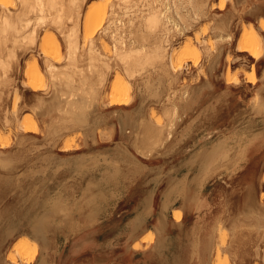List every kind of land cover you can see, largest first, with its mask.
<instances>
[{
    "label": "rangeland",
    "instance_id": "obj_1",
    "mask_svg": "<svg viewBox=\"0 0 264 264\" xmlns=\"http://www.w3.org/2000/svg\"><path fill=\"white\" fill-rule=\"evenodd\" d=\"M149 1L157 9L165 2ZM205 1L204 16L191 22L189 29L180 24L181 35L170 30L169 36L173 35L166 61L180 66L181 71L177 76H165L162 71L151 74L152 89L145 87L140 76L127 78L123 64L113 59L112 32H104L107 20L95 29L94 48L105 63L108 61V69L106 64L103 72L99 68L94 74L104 75L103 83L92 76L99 95L92 108L89 106L86 126L81 128L72 124L69 116L61 117L58 108L65 106L57 95L65 90L60 83L64 81L49 76L43 57L47 54L57 71L65 69L69 63L65 37L76 31L74 64L85 70L90 41L86 15L105 7L107 13L115 11L120 24L127 20L125 3L85 0L79 3L78 20L75 15L72 22L63 19L59 29L36 25L32 49L15 50L9 60L10 74L4 77L7 82L0 79V264H264V225L259 228L255 216L247 217L250 195L256 211L264 213V112L253 110L259 102L264 103V34L260 28L264 0ZM3 2L8 10L17 8L16 0ZM62 2L69 7V0ZM131 2L126 4L132 12L146 9L149 3ZM172 12L171 18L179 21ZM221 21L226 26L218 30ZM250 26L262 39L259 60L236 50L238 38ZM124 35L128 39V31ZM226 35L230 41L219 38ZM36 68L41 78L34 84L29 74ZM75 77L76 86L79 78ZM120 81L128 86V92L120 88ZM113 96L127 104L110 105ZM166 106L173 108L167 111ZM248 122L253 123L250 126ZM158 125L166 133L146 150L143 142L148 139L144 140L142 131L160 128ZM219 140L227 143L228 158L213 164L199 191V201L184 209L176 191L189 172L186 163L203 151L206 141L208 148ZM189 174L190 179L194 177L192 170ZM175 214L179 223L174 221ZM43 217L45 233L41 238L33 227ZM135 217L143 222L139 227L131 224ZM158 225L162 237L155 232ZM194 227L201 228L200 240L213 236L211 254L187 246L186 238ZM159 237L164 240H158L157 245ZM217 248L221 250L218 256Z\"/></svg>",
    "mask_w": 264,
    "mask_h": 264
},
{
    "label": "bare ground",
    "instance_id": "obj_2",
    "mask_svg": "<svg viewBox=\"0 0 264 264\" xmlns=\"http://www.w3.org/2000/svg\"><path fill=\"white\" fill-rule=\"evenodd\" d=\"M3 1H5V0H0V79L3 78V81H4V79L7 77L9 70L11 68V66L9 67V65L11 64L12 61L9 64V60L11 58L13 59V57L15 56V54H16L15 50L19 49V48H24L25 50L32 49V46L35 43L34 39H35V36L37 34V29L35 26L36 25L39 26V24H43L44 26L56 25V27H58V29H59V27L62 25L63 19L65 20L67 18V19L71 20V22H72V20H74V18L76 17L75 20H78L80 12H81V8H82V5H80V4H83V2L85 0H69V3H67V4H69V7H67L68 6L67 4H65L67 6H64L63 5L64 2H62V0H61V2L59 0H16L17 1V8L14 11L6 9V7L3 4L4 3ZM118 1L121 4H122V2L125 3V6L122 5L124 9L123 8H121V9H123V11H124L123 12L124 16L127 17V20H125L124 22L119 21L120 24H118V22H117L118 18H114L115 11L111 10L110 13H107V12H105V7L98 8V11L95 10L96 12L86 15L87 38L90 41L88 44V48H86V54H87L86 56L88 59V64L86 65L85 70L84 69L81 70V69H79L80 67L77 68L76 67L77 65H75V64H77L75 61V57H76L77 50H78V42L76 41V37L74 34L76 32L75 30H74L75 32H72L71 34L68 33V35L65 37L66 49H67V58L69 61L68 66H66V68L63 65V67L65 69L57 71L56 66H53V64H51L49 59L47 58V54H45L43 57V61H44L45 66H46V71L49 74V76L53 79L56 77L57 78L59 77L58 78V79H60L59 81H61V80L64 81V82L61 81L60 83H63L65 90L59 91L58 95L56 94L58 101L62 100L61 102H63L64 106H65V107H62L64 109L58 108V110L61 111V113H62L61 117L63 114H65L66 118L69 116V119H71L70 121L72 122V124H74L80 128L82 126H86V112H87L89 106H91L93 101L96 99V96L99 95V94H97L98 93L97 92L98 86L96 88V82L95 83L93 82L96 79L92 81L91 80L92 76L94 74L97 75L99 73L98 72V71H100L99 68H101V70L103 72V68L106 66V64H107V69H108V63H107L108 61L105 63L104 62L105 60H104L103 56L101 55V53L100 52L98 53V51H96V49L94 48V43H93L92 39H93V34H94V31L96 28H100L102 26V23L107 20V22L105 23V24H107V26L105 25L104 32L106 33L109 30H110V32H112V33H109V34H111V36L109 34L108 35L111 37V39L114 42L113 43L114 45L112 48L113 53L111 52L113 54V59L115 58V60H118L119 63L123 64V66H124L123 70H125L126 73L125 72L124 73L127 74L126 75L127 78L130 77L131 79L132 78L134 79L135 76H138V77L140 76L144 80L143 83H144L145 87L152 89L153 85L151 84L150 79H149L151 74H154V73L156 74L158 71H162L165 76L166 75L177 76L179 74V72L181 71L180 66L170 63L169 60H168L169 62L166 61L167 49L170 46L169 45V42H170L169 37L173 35L171 33L172 35L170 34V36H169L170 30L174 28L175 30H178L177 32L180 33V35H181L182 29H179V27H182V26H179V25L180 24L183 25L184 30L189 29L190 23L196 22V20H198V19H200V17L204 16V10L206 9L205 8L206 7V1L205 0H170V3H168L169 0H162L165 2L163 4H161L159 2L161 4L159 6H162V8H160L161 10L157 9L156 7L154 8V6H152L153 3L151 4L149 0H148V2L150 4L148 2H146L147 0H145L146 5L148 3L146 9L142 8V9L135 10L134 12H132L133 10L131 11V7H128V6H130L128 4H130V2L134 1V0H118ZM135 2H137V1H135ZM126 3H128V4H126ZM121 4H119V5L121 6ZM131 4H132V2H131ZM137 4H139V3L137 2ZM117 6H118V4H117ZM145 6H143V7H145ZM64 8H67V9L69 8V9L64 10ZM139 8H141V7H139ZM218 8H222V7L218 6ZM171 9L174 10V12L176 14L175 16L178 17L179 21L174 20L173 17L171 18L172 15L171 16L169 15V13L171 12ZM187 9H189V11L191 12V15L189 14V11L187 13L186 12L184 13L183 10L187 11ZM66 11H68V12L65 13ZM174 12H172V13H174ZM74 15H75V17H74ZM121 15H123V14H121ZM117 17H119V16H117ZM121 20H123V19H121ZM219 24H220L219 27H218V25L216 26V28H218V30H221V29L225 28V26H226V23H224L222 21ZM75 26L76 25H74V27ZM227 26H228V24H227ZM112 28H114L113 31H111ZM260 28H261L262 32H264V20H260ZM174 29L171 31H174V33H175ZM127 31L129 34L128 39L124 35V33ZM61 32H63V31H61ZM177 32H176V34H177ZM153 34H156V35H154L156 37L153 38L152 37ZM219 38L222 41L223 40L230 41V39H231V37L229 35H226L225 37L220 36ZM219 38H218V40H219ZM127 42H128V44H127ZM170 48H171V46H170ZM56 49L58 51V48H56ZM191 50L192 49H190L189 51H191ZM236 50L238 52H241V53H246L249 57H251L254 60H258L261 57L262 39H261L260 35L254 29V27L250 26L246 32H243L240 35V37L238 38L237 44H236ZM189 51H187V53L191 54V52L189 53ZM195 53L196 52H194L193 54H195ZM112 54H111V57H112ZM74 62H75V64H74ZM98 62H100L101 64H99ZM100 65H102V66H100ZM104 70H106V68ZM35 71H36V73H35ZM35 71H32L34 73L29 74V80L31 83H34V84L36 83L35 81H38L39 78H41L40 77L41 75H40V73H38L37 68L35 69ZM75 76H78V78H79V82H78L79 84L77 85V83H76V86L73 84V82H75L74 81L75 78H76V80H78L77 77H75ZM100 76H101V74H99V76H98L99 79H97V82L101 83L102 80H104V78H102V76H104V75H102L101 77ZM95 77H97V76H95ZM174 78H176V77H174ZM53 79H51V80H53ZM58 79H55V80H58ZM6 80L7 79H5V81ZM100 83H98L99 86L101 85ZM158 83H159V85L161 83H163L162 77H159ZM2 84H3V82L1 83V85ZM51 84H52V82H51ZM56 84H54V85H56ZM119 84H120V88L123 91L128 92V89H129L128 86L122 85L121 81L119 82ZM56 89H59V88H55L54 90H56ZM255 92H257V90ZM59 93H60V95H59ZM52 95H54V94H52ZM116 95H119V93H116ZM255 95H256V93H255ZM256 96H254V97L256 98ZM183 97H184V95H183ZM257 98H259V97H257ZM257 98H256V100H257ZM41 100L42 99H40L38 101H41ZM56 100L57 99H55V101ZM52 101H54V100H52ZM40 103L43 104L42 102H40ZM63 103H62V105H63ZM253 103H256V102H253ZM39 104H37V105H39ZM124 104H127V102L124 101L123 98L113 96L112 97V103L110 105L119 106V105H124ZM43 105H41V106H43ZM57 105H58V102H57ZM255 106H256V108H254L253 110H256L257 112H262V113L264 112V103L263 102L262 103L259 102ZM54 107L55 106H53V108ZM91 108H92V106H91ZM167 108H169V107L166 106V109ZM172 108H171V110H172ZM37 109H38V107H37ZM167 111H168V109H167ZM257 112H256V114H257ZM171 114H170V116H171ZM65 116H64V119H65ZM167 116H166V118H168L167 119V121H168L169 117H167ZM253 119L254 118H252V121H253ZM65 121H67V120H65ZM123 122H124V120H123ZM64 123H66V122H64ZM248 123H250V122H248ZM252 123H250L249 125L251 126ZM167 124H168V122H167ZM68 125H69V127L71 126L70 123ZM68 125H66V126H68ZM124 125H125V122H124ZM127 125L128 124L126 123L125 126H127ZM130 125H131V122H130ZM150 125H151V123H150ZM167 126H169V124ZM153 127H154V125H153ZM153 127L152 126L147 127V128H145V131H142V133L144 132L143 135L145 136L144 140L146 141V137L148 139V143L142 141L143 143H145V146H146L145 149L146 150H148V148L150 146H151L150 148H152V146L158 144L160 141V138L163 134V131H162L160 126H159L160 128H153ZM124 129H125V127H124ZM70 130H72V128ZM164 131H165V128H164ZM166 136H168V135L166 134ZM224 139H226V138H224ZM254 139H255V137H254ZM221 140H223V139H221ZM208 142L209 141H206V143L203 145L204 149L201 148L203 151H199L201 153L198 152L199 154H196L195 156L190 158L189 161L186 163V165L189 168L188 171L191 172V170H192L194 172V177H192L190 179L189 172L185 173L184 177L181 179V182L178 186V190L176 191V194L181 198V201H182L181 203H182V206L184 209H188L190 207V205H192L193 203L195 204L196 201L197 202L199 201V200H197L199 191L202 188L204 182L211 175L213 164H215L216 161L218 162V160L223 161V160H226L228 158L229 147L228 148L226 147L227 143L225 144L224 141H220V140L218 142L213 141L212 144L210 145V147L207 148L206 146H208L207 145ZM244 153H245V151H244ZM237 154H238V152L236 153V156H237ZM233 158H230V159H233ZM3 159H5V158H3ZM6 160H7V158H6ZM232 161H234V160H232ZM262 162H263V160H262ZM7 163L10 164L9 161H7ZM194 165H196V167L192 168V166H194ZM250 173H252V172H250ZM253 173H254V171H253ZM246 177H248V176H246ZM243 178H242V180H243ZM250 178H253V177H250ZM246 180L248 181V179H246ZM262 181H264V171H263V175H262ZM175 189H176V187H175ZM172 190H169V192H172ZM250 196H248V198H249L248 200L250 202L251 208L252 207L253 208L252 209L250 208V212L249 211H248V213L246 212L247 217H248V214L250 217L255 216V218H257V221L255 223L258 224V225L257 224L256 225L259 226V228H260V226L262 228V225H264V213H259L258 211H256V209L254 208V205L252 204L254 200ZM262 196H263V194H261L260 198H262ZM200 201H203V200L201 199ZM166 202H168V201H166ZM56 205L58 208L59 205L58 204H56ZM196 205H198V204H196ZM199 205H200V202H199ZM202 205H200V206H202ZM163 206H164V208H167L166 207L167 204L164 205V203H163ZM193 206H191V207H193ZM148 207H150V206H148ZM148 207H147V209H148ZM52 208H53V206H52ZM177 209H179V208H177ZM196 209H198V208H196ZM174 211L176 212L177 210L175 209ZM176 215L177 214H175L174 221H175V223H179L181 220H178V215H177V219H176ZM43 219H44V217L42 219H38V222L35 223V225L33 224L34 225V227H33L34 231L39 236L42 235L43 233H45V232H43V227H44L42 224ZM141 223H143V222L140 221L139 218L138 219L136 218V219H133V222L131 224L133 227H139V225ZM161 224H159V225H161ZM158 226L155 228V230H157L155 232L158 233V234L156 233L157 237H158L159 233H160L159 236H161V231H160L161 227L160 226L158 227ZM200 227H199V229H201ZM132 229L133 228H131V230ZM199 229L197 227H194L192 229L191 234H189V236L186 238L187 242H188L187 246H190L194 249H198V252H199V249L202 248L205 251L204 254L206 253L207 255H209V254H211V251L215 246V245H213V244H215V243H213V241H214L213 236L210 234L212 237V239H211V237H207V236H209V234H208L206 236L207 238L204 236L205 237V238H203L204 240L203 239L200 240L201 237L200 238L198 237V234H199L198 230ZM8 233H10V232H8ZM201 234H199V235H201ZM43 236L44 235H42L41 238H43ZM161 237H159L160 239L158 238L157 241L158 240L163 241L164 239L163 238L161 239ZM159 241H158L157 245H160ZM218 246H220V245H218ZM219 248H223V247L221 246ZM219 248L215 249L217 256H218V253L220 250ZM194 249H192V250L190 249V250L193 251ZM203 250L200 249V251H203ZM194 252H195V250H194ZM34 254H35V252L31 255L30 260H32L34 258ZM200 255H202V254H200ZM207 258H209V257H207ZM189 261H190V259H189Z\"/></svg>",
    "mask_w": 264,
    "mask_h": 264
},
{
    "label": "crops",
    "instance_id": "obj_3",
    "mask_svg": "<svg viewBox=\"0 0 264 264\" xmlns=\"http://www.w3.org/2000/svg\"><path fill=\"white\" fill-rule=\"evenodd\" d=\"M240 1H241V0H239V2H240ZM239 4H240V3H239ZM261 33H263V34H264V32H262V31H261ZM260 58H261V57H260ZM260 58H259V59H260ZM259 59H258V60H259ZM253 60H254V59H253Z\"/></svg>",
    "mask_w": 264,
    "mask_h": 264
}]
</instances>
